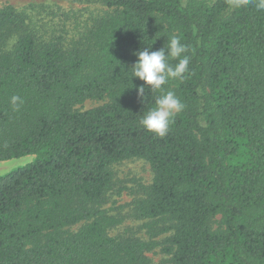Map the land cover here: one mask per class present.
Segmentation results:
<instances>
[{
  "label": "trees",
  "instance_id": "trees-1",
  "mask_svg": "<svg viewBox=\"0 0 264 264\" xmlns=\"http://www.w3.org/2000/svg\"><path fill=\"white\" fill-rule=\"evenodd\" d=\"M72 1L106 10L50 35L0 7V162L33 157L0 176V264H153L154 251L159 264H264L258 0ZM173 35L189 71L149 92L132 77L134 53ZM167 91L185 107L160 137L140 120ZM129 160L147 163L151 181L106 208L113 167ZM128 220L138 230L110 235Z\"/></svg>",
  "mask_w": 264,
  "mask_h": 264
},
{
  "label": "rangeland",
  "instance_id": "rangeland-1",
  "mask_svg": "<svg viewBox=\"0 0 264 264\" xmlns=\"http://www.w3.org/2000/svg\"><path fill=\"white\" fill-rule=\"evenodd\" d=\"M11 4L21 10L32 22L34 30L52 34L61 28L69 34L78 32L79 24L81 29L87 19L101 15L106 9L99 5L74 2L72 0H0V7ZM100 103L86 102L81 109L88 110L99 106ZM33 160L32 156L20 159H13L0 162V176L10 171L23 167ZM115 175V187L110 195L106 208L116 211L121 206H127L133 199V192L138 190V185H148L152 178L150 167L142 160L124 161L113 167ZM124 207V208H125ZM127 208L124 209L126 214ZM140 223L131 220L126 221L122 226L110 231L111 236L122 235L126 229L138 230ZM77 228V227H76ZM75 228V229H76ZM138 236H142L139 234ZM153 264H159L165 260V256L159 251L148 254Z\"/></svg>",
  "mask_w": 264,
  "mask_h": 264
},
{
  "label": "clouds",
  "instance_id": "clouds-1",
  "mask_svg": "<svg viewBox=\"0 0 264 264\" xmlns=\"http://www.w3.org/2000/svg\"><path fill=\"white\" fill-rule=\"evenodd\" d=\"M249 3V0H235V6L241 7ZM258 8L264 10V0H258ZM148 46L142 51L134 53L138 56L137 62L132 66V77L139 78L149 86V92H156L168 82L169 79L184 78V74L189 71V57L184 55L187 46L182 44L180 38L173 35L167 48L163 47L157 51H150ZM174 59L178 62L172 65L169 60ZM138 96L143 101L145 99V87L137 88ZM11 102L18 107L22 103L20 97L13 96ZM185 105L172 91L163 93L155 100V107L147 111L140 120V124L148 132L157 136H165L170 125L174 122L176 114L183 111Z\"/></svg>",
  "mask_w": 264,
  "mask_h": 264
}]
</instances>
